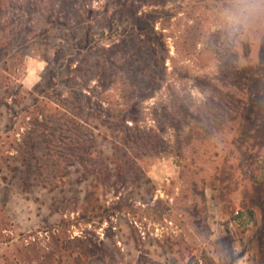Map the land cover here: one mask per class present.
Masks as SVG:
<instances>
[{
	"label": "rangeland",
	"instance_id": "374dc122",
	"mask_svg": "<svg viewBox=\"0 0 264 264\" xmlns=\"http://www.w3.org/2000/svg\"><path fill=\"white\" fill-rule=\"evenodd\" d=\"M52 3L14 10L35 36L0 48V264H264V19L230 24V0H89L87 50ZM128 108L166 143L120 172L100 118ZM163 108L173 124L154 123Z\"/></svg>",
	"mask_w": 264,
	"mask_h": 264
},
{
	"label": "trees",
	"instance_id": "16d2710c",
	"mask_svg": "<svg viewBox=\"0 0 264 264\" xmlns=\"http://www.w3.org/2000/svg\"><path fill=\"white\" fill-rule=\"evenodd\" d=\"M51 1L53 2V6H50L52 13L51 18L54 17L57 19L61 16V14L66 13V43L71 41L70 45L74 48H84L87 50L90 49L91 47L86 45L91 44L92 38H89V42L87 41V39H85V32L88 31L90 27H92V24L88 22V15L91 14V12L90 9L86 7L89 0H66V4H63V0ZM35 2L36 0H0V48L9 45L8 43L11 41L12 37L19 36L28 40L32 39L35 36L36 32L28 30V28H26V31L22 30L21 32H14L15 30L11 28V24L14 25L15 23V18H13L14 10H21L23 8L30 9ZM60 2L65 6L59 5ZM24 19L26 20V18ZM30 24L31 22H28L27 27ZM22 27L23 24L20 22V28ZM79 31L82 32V39L80 41H77L75 34ZM138 35L141 37V42L144 43H149V41L151 42L153 41V39H155L156 41L158 40V38L155 37L156 32L154 27H151L150 29L146 28V30H140L138 31ZM154 45V43H150L149 45L153 54L157 53ZM70 49L71 48L68 47V50L66 52L70 51ZM159 64V59H156L154 62V66H159ZM130 65L131 64H129V66ZM133 71L135 74H137V72H139V68H134ZM155 75V72H153L152 77L155 79V81H157ZM179 111V108H163V112H161V114L159 111H154V113H152L153 121L154 123H160V121L168 120L169 123L173 124L177 120L176 118L177 115H179ZM119 112V115H122V113H125V115L127 113H131L132 116L127 119L125 124H122V121H119V119L121 118L118 117L117 114H114L112 110H107L105 115L100 118L101 126H99L100 128H103V130H101V133H111L110 136H107V134L104 135L105 139L111 137V139L113 140V144L111 147L112 157L110 156L111 158L109 157L107 158V160L116 165L117 170L121 172L126 168H131L130 170L136 169L138 166V161L142 156L146 157L150 155L160 154L165 147L166 141L162 133L154 130L153 128H142L140 126L141 121L138 120V118L134 117L137 113L138 115L141 114L139 108H128L126 111L122 110ZM75 118V123L78 124V117L75 116ZM105 123H108L106 127H104ZM129 123H131L132 125H130ZM95 128L98 129V126H96ZM172 128L175 131L179 130V128ZM186 140L189 141L190 138L188 137L186 138ZM185 143H187V141H185ZM189 145L190 144H187L188 147ZM80 147H84V143L79 144V154L85 151L82 149L80 150ZM179 147L181 148L179 151H177V154H180L181 157L183 154L181 150H184V146ZM188 147H186L185 149L187 150ZM81 155L84 156V154ZM76 159L77 158H75L73 161L78 162V159ZM78 163H84L86 165V163L83 161ZM88 163L95 165L96 162L88 161ZM96 166H94V170L98 171V168ZM99 169L101 170V168ZM253 172L255 177H258L259 175H261V173L264 172V157L257 162L256 166L253 168Z\"/></svg>",
	"mask_w": 264,
	"mask_h": 264
},
{
	"label": "clouds",
	"instance_id": "9594fccd",
	"mask_svg": "<svg viewBox=\"0 0 264 264\" xmlns=\"http://www.w3.org/2000/svg\"><path fill=\"white\" fill-rule=\"evenodd\" d=\"M233 7L225 10V16L230 24L247 21L250 17L264 19V9L257 5L264 4V0H230Z\"/></svg>",
	"mask_w": 264,
	"mask_h": 264
}]
</instances>
